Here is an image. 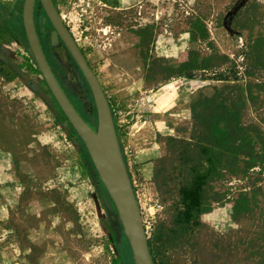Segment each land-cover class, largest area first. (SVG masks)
<instances>
[{"label": "rangeland", "instance_id": "obj_1", "mask_svg": "<svg viewBox=\"0 0 264 264\" xmlns=\"http://www.w3.org/2000/svg\"><path fill=\"white\" fill-rule=\"evenodd\" d=\"M55 1L97 77L107 84L115 124L126 130L121 135L125 146L130 128L137 121L146 123L161 95L173 96L182 105L180 112L166 111L167 129L189 138L192 121L184 107L191 96L196 100L202 92L226 84L253 85L257 110L248 108L245 121L264 132V0H137L140 3L125 11L104 8L97 0ZM40 4L38 0L35 25L45 54L73 105L97 129L90 86L64 42L53 41L55 28ZM23 5L24 0H0V264H135L84 143L36 71ZM202 25L208 39L191 45V33ZM147 27L153 44L144 53L150 59L177 66L195 49L201 57L225 55L229 60L193 77L173 74L153 81L144 79L140 60L132 64V73L109 71L106 66L116 65L117 59L103 53V44L116 33ZM134 161L126 155L155 264L259 260L250 242L264 232L259 220L264 163L245 175L226 174L214 182L210 195L219 194L221 202H212V210L198 223L182 229L177 221L180 182L163 187L161 195L148 183L158 164L135 166ZM243 194L251 198L253 214L235 220L231 202Z\"/></svg>", "mask_w": 264, "mask_h": 264}, {"label": "trees", "instance_id": "obj_2", "mask_svg": "<svg viewBox=\"0 0 264 264\" xmlns=\"http://www.w3.org/2000/svg\"><path fill=\"white\" fill-rule=\"evenodd\" d=\"M53 1L56 5V1ZM40 7L43 9L41 4ZM134 33L140 37L138 47L146 70V81L156 80L160 75L193 77L197 71L212 70L219 67V61L229 60L225 55L201 57L195 49H191L186 59L177 66L156 58L151 60L144 53V49L153 44L149 28ZM208 37V30L202 25L199 31L191 33V45L198 40H207ZM31 59L36 65L33 56ZM36 71L40 73L38 68ZM252 88L253 85L247 82L244 86L226 84L222 88L214 87L209 93L202 92L191 104L189 138H167L168 153L157 159L158 168L153 181L161 195L163 187L167 190L170 185L180 182L182 209L177 213L180 228L185 229L192 223H198L200 216L212 210V202H221L219 194L210 195L214 182L222 180L226 174L245 175L264 163V132L256 123L245 121L248 108L257 110L258 97ZM84 150L91 161L86 147ZM250 202L251 198L247 194L231 202L232 218L236 220L240 216L253 214ZM259 220L264 223V210H261ZM125 240L130 248L126 237ZM149 247L151 250L150 241ZM250 248L253 250L252 255L259 259L255 264H264V232L251 240Z\"/></svg>", "mask_w": 264, "mask_h": 264}, {"label": "water", "instance_id": "obj_3", "mask_svg": "<svg viewBox=\"0 0 264 264\" xmlns=\"http://www.w3.org/2000/svg\"><path fill=\"white\" fill-rule=\"evenodd\" d=\"M38 0H24L23 25L31 53L61 111L84 143L95 171L118 213L135 264H155L138 199L122 152L113 111L104 88L77 44L53 0H39L55 28L53 41L64 42L93 94L98 128L94 129L78 112L56 77L43 50L35 25Z\"/></svg>", "mask_w": 264, "mask_h": 264}, {"label": "crops", "instance_id": "obj_4", "mask_svg": "<svg viewBox=\"0 0 264 264\" xmlns=\"http://www.w3.org/2000/svg\"><path fill=\"white\" fill-rule=\"evenodd\" d=\"M97 1L104 8L116 11L129 10L135 7L137 5V2L140 3V1L137 0ZM139 43L140 37H138L134 32L124 31L116 33L114 37H112L111 39H109V41L103 44V53L109 56L113 55L114 58L117 59V64L114 66L107 65V69L109 71H112L113 73H120L123 75L129 74V72L132 73V70H130L132 68V64H135L137 63V61L140 60L144 68L145 77L146 70L143 64V59L141 57V49L138 47ZM152 58L154 59L155 57ZM160 76L162 78L164 77L163 75ZM98 78L104 88V91L109 101L111 102L110 94L106 86L107 84L104 82V80H101L100 77ZM194 100L195 99L191 96L188 104H186L184 107L185 109H187V111H189L190 121H192L191 104L194 102ZM157 102L158 103L156 104V106H154L152 112L153 114L150 116V118H148L146 123L140 124L137 121L130 128L131 134L126 146L124 145V140L121 136L123 131L125 132L126 130L123 125L119 124V122L116 121V129L124 158L126 159L127 154L129 156H133L135 159V166H155V162L157 163V159L165 157L168 153L166 146L167 136H176L172 134L173 130L167 129V122L165 121V119L167 113L166 111H168L170 108L175 109V111L177 112L181 111L182 105L180 104V100H175L173 96L170 99H165V95H161ZM122 121L123 120H120V122ZM119 126H121L123 129H120ZM154 174L155 170L151 173V178L148 183L154 185L156 188V185L153 181Z\"/></svg>", "mask_w": 264, "mask_h": 264}, {"label": "flooded vegetation", "instance_id": "obj_5", "mask_svg": "<svg viewBox=\"0 0 264 264\" xmlns=\"http://www.w3.org/2000/svg\"><path fill=\"white\" fill-rule=\"evenodd\" d=\"M35 9H36V7H35ZM34 17H35V12H34ZM37 30V29H36ZM39 36V35H38ZM42 44V43H41ZM43 47V46H42ZM43 50H44V48H43ZM45 52V51H44ZM47 56V55H46ZM48 58V57H47ZM48 61H49V59H48ZM50 63V62H49ZM51 65V64H50ZM57 77V76H56ZM62 86V85H61ZM65 91V90H64Z\"/></svg>", "mask_w": 264, "mask_h": 264}, {"label": "built area", "instance_id": "obj_6", "mask_svg": "<svg viewBox=\"0 0 264 264\" xmlns=\"http://www.w3.org/2000/svg\"><path fill=\"white\" fill-rule=\"evenodd\" d=\"M88 30V28L87 27H84V31H87Z\"/></svg>", "mask_w": 264, "mask_h": 264}]
</instances>
